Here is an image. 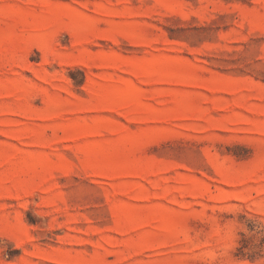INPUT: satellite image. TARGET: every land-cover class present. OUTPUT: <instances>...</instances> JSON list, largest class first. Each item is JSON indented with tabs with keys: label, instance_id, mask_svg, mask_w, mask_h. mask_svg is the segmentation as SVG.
Listing matches in <instances>:
<instances>
[{
	"label": "rangeland",
	"instance_id": "rangeland-1",
	"mask_svg": "<svg viewBox=\"0 0 264 264\" xmlns=\"http://www.w3.org/2000/svg\"><path fill=\"white\" fill-rule=\"evenodd\" d=\"M0 264H264V0H0Z\"/></svg>",
	"mask_w": 264,
	"mask_h": 264
}]
</instances>
